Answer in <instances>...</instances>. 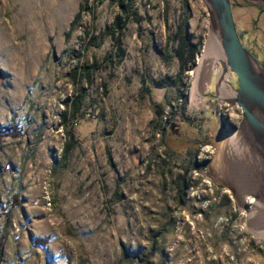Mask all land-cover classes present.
<instances>
[{"label": "rangeland", "instance_id": "1", "mask_svg": "<svg viewBox=\"0 0 264 264\" xmlns=\"http://www.w3.org/2000/svg\"><path fill=\"white\" fill-rule=\"evenodd\" d=\"M97 1L0 0V264H264V205L236 180L242 114L218 99L221 63L189 98L210 39L203 2L137 0L118 45L121 10ZM245 2L264 0L232 6L264 61V18L255 29ZM185 18L199 53L181 72Z\"/></svg>", "mask_w": 264, "mask_h": 264}, {"label": "water", "instance_id": "2", "mask_svg": "<svg viewBox=\"0 0 264 264\" xmlns=\"http://www.w3.org/2000/svg\"><path fill=\"white\" fill-rule=\"evenodd\" d=\"M201 1L208 15V33L220 43L225 56L222 68L237 79L236 98L230 100H222L220 95L219 85L224 78L217 80L218 99L241 109L239 127L255 149L254 154L263 162L261 167L264 169V66L245 48L238 35L232 8L234 0ZM2 76L3 70L0 68V80ZM254 195L264 205V188Z\"/></svg>", "mask_w": 264, "mask_h": 264}, {"label": "bare ground", "instance_id": "3", "mask_svg": "<svg viewBox=\"0 0 264 264\" xmlns=\"http://www.w3.org/2000/svg\"><path fill=\"white\" fill-rule=\"evenodd\" d=\"M205 46V51L202 57L199 59L200 62L195 71L197 72L194 79L195 83L193 84L189 97L191 100V105H197L202 100L200 96L204 77L209 75L211 76V72H213L214 69H217V64L219 63L220 65L221 63L222 65L225 59L222 47H220L221 45L216 38L210 37L207 45ZM228 75V71L225 72L224 69L222 72H220V77L226 78ZM219 86L222 100H230L236 98V92L230 90L226 86L225 82L222 81L221 85ZM247 139V136L242 132L240 128L238 132L232 136L233 152H236V149H238L239 147L240 152L242 151L241 153H244L245 155L244 157H241V159L244 158L243 163H241L239 159H237L238 161L236 162L238 167H241V164H243V166L245 167V174L243 177L238 175V178H236V180L238 182H241L242 180V183L247 190H252V193L259 194L261 189L264 188V169L261 167L263 162L260 161L259 157L256 156V154H254L255 149L253 148V146H251ZM254 201H256L258 205L257 207L261 208L260 204H263V202H261L259 199H256Z\"/></svg>", "mask_w": 264, "mask_h": 264}, {"label": "trees", "instance_id": "4", "mask_svg": "<svg viewBox=\"0 0 264 264\" xmlns=\"http://www.w3.org/2000/svg\"><path fill=\"white\" fill-rule=\"evenodd\" d=\"M105 0H98L97 2L99 4H102ZM114 3H117L121 10V14L116 18L115 23L112 25L110 29V33L113 36H117V43L120 45V38L119 35L123 34V29L125 28L126 21L130 19L132 16L136 15V9L135 4L137 0H111ZM81 12L78 14V16L75 19V22L77 23L80 18H81ZM75 25H73L71 28H73ZM186 26H187V19L185 18L184 21H182L180 27H179V40H178V46L175 50V55L176 58L180 62V67H181V72L186 70L188 64L194 63L196 60L195 58L197 57L199 53V47L197 44H193L188 37L186 33ZM126 55V50L122 47L119 46V57L120 59L124 58ZM75 75L79 77H83L86 79H90L91 77V68L88 67L87 65L81 64L79 67L76 68ZM85 92L81 91L78 96H76L74 99H71L67 103V108L63 113V121L64 123L77 119L78 116L80 115L81 111V106H83L85 102ZM0 141H1V134H0ZM71 146L69 145L68 148ZM68 151V149H67ZM5 237L0 239V258L2 254V249H3V244Z\"/></svg>", "mask_w": 264, "mask_h": 264}, {"label": "flooded vegetation", "instance_id": "5", "mask_svg": "<svg viewBox=\"0 0 264 264\" xmlns=\"http://www.w3.org/2000/svg\"><path fill=\"white\" fill-rule=\"evenodd\" d=\"M240 5H242V6L245 5V7L251 9L252 11H254L253 14H255L256 17H254V18L251 20V22H252V25L254 26V28H255V29H258V28H259L258 23H260V21H262L263 18H264V7H262V6L258 5V4L250 3V2H245L244 5H243L242 3H240ZM238 32H239V30H238ZM239 33H240V32H239ZM239 33H238V35H240ZM240 38H241V40H242V36H241V35H240ZM242 42H243V40H242ZM243 44H244V42H243ZM244 46H245V44H244ZM245 48H247V47L245 46ZM247 50H249V51L251 52V54H253V56L257 59V61H259V62H260L261 64H263V66H264V61H262V59H260V58L258 57V54H257V53H255V52H254L253 50H251L250 48H247Z\"/></svg>", "mask_w": 264, "mask_h": 264}, {"label": "built area", "instance_id": "6", "mask_svg": "<svg viewBox=\"0 0 264 264\" xmlns=\"http://www.w3.org/2000/svg\"><path fill=\"white\" fill-rule=\"evenodd\" d=\"M252 199L250 197L245 199V205H243L244 206V210L250 211V209H251L250 206L254 204ZM246 211H244L243 215L246 214Z\"/></svg>", "mask_w": 264, "mask_h": 264}]
</instances>
